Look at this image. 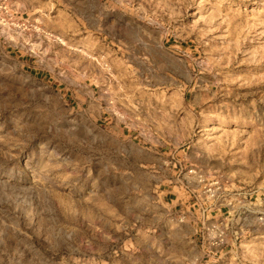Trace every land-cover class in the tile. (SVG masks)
<instances>
[{
  "label": "rangeland",
  "instance_id": "1",
  "mask_svg": "<svg viewBox=\"0 0 264 264\" xmlns=\"http://www.w3.org/2000/svg\"><path fill=\"white\" fill-rule=\"evenodd\" d=\"M190 168L257 191L214 257ZM259 212L264 0H0V264H264Z\"/></svg>",
  "mask_w": 264,
  "mask_h": 264
},
{
  "label": "built area",
  "instance_id": "2",
  "mask_svg": "<svg viewBox=\"0 0 264 264\" xmlns=\"http://www.w3.org/2000/svg\"><path fill=\"white\" fill-rule=\"evenodd\" d=\"M187 175L193 183L187 182L185 188L203 211L201 240L204 254L214 257L230 243H237L250 229L248 216L253 213L257 191L247 190L222 176H209L198 168H190ZM190 185L195 186L190 189ZM258 216L264 226V213L259 212Z\"/></svg>",
  "mask_w": 264,
  "mask_h": 264
},
{
  "label": "crops",
  "instance_id": "3",
  "mask_svg": "<svg viewBox=\"0 0 264 264\" xmlns=\"http://www.w3.org/2000/svg\"><path fill=\"white\" fill-rule=\"evenodd\" d=\"M103 18L104 17L102 13H100L96 18L98 19L100 27L103 25ZM95 24H98V23H95ZM189 165L190 164H186V166H189ZM180 185L181 186H175L178 189V192L173 194L175 198H170L168 201L172 203V206H171L172 208L175 206L179 207L180 210H182V212L186 214L185 216L188 221L186 222L187 225H190L193 228V230H195L198 233V230L201 229V224H202V219H203V216L200 213L201 212L199 208L200 204H198V202H196V199L190 194V192L187 191V189L185 188V185H183L182 183H180ZM201 247L204 252L202 245Z\"/></svg>",
  "mask_w": 264,
  "mask_h": 264
}]
</instances>
